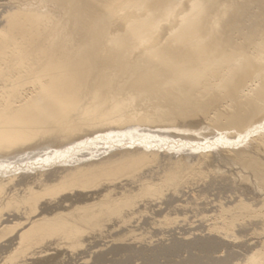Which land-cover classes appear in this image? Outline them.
Wrapping results in <instances>:
<instances>
[{
    "label": "bare ground",
    "instance_id": "6f19581e",
    "mask_svg": "<svg viewBox=\"0 0 264 264\" xmlns=\"http://www.w3.org/2000/svg\"><path fill=\"white\" fill-rule=\"evenodd\" d=\"M0 258L264 264V0H0Z\"/></svg>",
    "mask_w": 264,
    "mask_h": 264
},
{
    "label": "rangeland",
    "instance_id": "374dc122",
    "mask_svg": "<svg viewBox=\"0 0 264 264\" xmlns=\"http://www.w3.org/2000/svg\"><path fill=\"white\" fill-rule=\"evenodd\" d=\"M155 229H156V228H155ZM157 229H158V231H159L161 228H158V227H157ZM162 230L165 231L166 229H161V231H162ZM151 231H152L153 233H154V231H155V232H158L157 230H154V229L151 230ZM161 231L158 232L157 235H158V234L161 235ZM148 232H150V230H148ZM152 232H150V233H152ZM165 232H166V231H165ZM137 233H139V232H137ZM150 233H147V235H148V234L151 235ZM163 233H164V232H162V234H163ZM152 235H153V234H152ZM160 235H159V236H160ZM3 257H5V256H2V259H3ZM2 259L0 258V260H2ZM2 261H3V262H2ZM2 261H0V262H1L0 264L4 263L5 260H2ZM82 261H84V260H82ZM82 261L80 260V264H81ZM76 264H79V263L77 262ZM88 264H89V261H88Z\"/></svg>",
    "mask_w": 264,
    "mask_h": 264
}]
</instances>
